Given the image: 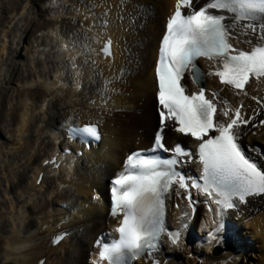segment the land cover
I'll return each instance as SVG.
<instances>
[{"label": "bare ground", "instance_id": "bare-ground-1", "mask_svg": "<svg viewBox=\"0 0 264 264\" xmlns=\"http://www.w3.org/2000/svg\"><path fill=\"white\" fill-rule=\"evenodd\" d=\"M40 3L54 6L45 10L53 21L42 24L30 22L31 28L27 26L23 32L25 36L20 35L17 40L26 38L31 31H42V35L34 40L35 48L51 45L59 53L51 67V76L35 70L15 80L28 88L15 90L17 104L9 114V125L4 132L10 138L9 144H6L7 151L11 157L21 160L22 171L8 173L10 183L0 194L5 198L15 193L19 195L11 201L7 200L10 203L3 200L0 204V211L3 210L0 221L3 220L4 225L3 233L0 231V262L39 264L43 259V264H88V258L92 261L97 257L92 246L94 240L106 232L107 227L112 229L119 222L118 218L107 217V180L121 170L129 152L149 147L158 125L154 62L159 38L174 10L175 0H10L8 7L17 17L0 19L1 64L17 37L13 32L17 21H27L30 7ZM56 21H59V26ZM244 31L238 25L235 34H239V39L232 43L241 49H248L250 45L244 41L252 37H245ZM109 40L112 57L103 59L98 49ZM126 45L132 53L129 60L122 51ZM32 49L31 44L24 54L27 58L29 54L26 65L34 63L32 66L38 69L40 64L38 60L35 62L36 51ZM67 62L70 70L66 68ZM135 64H140L139 68L136 65V70L125 80L126 68ZM197 64L205 74L207 96L211 92L217 93L218 109L223 108L225 102L233 109L242 104V115L252 117L249 125L242 126L240 143L246 153H251L259 164L264 165V126L259 125V121L264 119V108L252 99L255 96L264 103V79L257 81L251 78L245 86L248 93L245 96L230 86L221 85L217 77L207 75L210 70H215L213 62L199 60ZM90 75L99 77L98 82L88 84ZM40 78L44 88H34V83L37 85ZM185 83L188 90H198L190 79L186 78ZM66 88L70 90L63 92ZM79 88L82 89L78 92ZM4 91L5 88L0 95ZM33 92L38 93L35 98ZM47 96L52 99L51 104L46 103ZM56 107H60V112L62 110L60 116L47 119L44 109L52 112ZM67 107L77 108L83 113L71 118L65 114ZM69 124H98L101 142L89 150L80 149L65 136L64 130ZM252 124L257 127L253 128ZM0 132H3L2 129ZM165 134L166 143L171 146L190 140L175 134L169 127ZM47 135L51 137L50 142ZM69 148L71 154L62 155ZM79 149L82 156L78 158L76 151ZM52 158H56L55 163L44 165ZM193 166L189 167L193 169ZM40 176L42 178L38 183ZM48 179L51 180L48 182ZM63 190L66 192L62 193ZM178 191L173 188L170 195L172 201L167 198L166 222L172 232H179L180 241L178 245H172L167 236L162 237L156 254L160 264H264V197H251L246 205L241 206L239 213L229 211L224 217L216 218V206L205 196L193 193L194 198L207 205L199 203L198 211L190 221V211L183 200L184 192L179 191L178 195ZM173 203L178 204V209L173 207ZM184 213L188 215L182 220L180 216ZM25 214L29 217L36 215L38 222L32 220L35 219L33 217L28 219ZM222 220L229 225L217 234V240L221 234L224 235L218 243L212 239L210 231ZM184 223H188L187 229L183 228ZM77 228L89 239V246L74 243L73 229ZM61 233L68 236L58 245H52L53 238ZM243 233L253 239L249 240L251 248L258 241L259 246L253 247L260 251L258 262L246 261L245 258L240 263V258L249 256L244 254L247 247L244 238L238 236ZM194 246L197 258L191 253ZM219 246H224L231 254L214 255L219 252ZM173 249V254L181 259L177 260L170 254ZM148 261L146 263L142 258L132 264H151L150 259Z\"/></svg>", "mask_w": 264, "mask_h": 264}, {"label": "snow or ice", "instance_id": "snow-or-ice-1", "mask_svg": "<svg viewBox=\"0 0 264 264\" xmlns=\"http://www.w3.org/2000/svg\"><path fill=\"white\" fill-rule=\"evenodd\" d=\"M238 25L245 30V37H252L244 41L250 45L248 49L232 43L239 39V34H235ZM110 44L109 40L102 48L105 55L111 54ZM199 58L216 62L215 70H210L208 76L217 77L221 85L247 96L245 85L250 78L264 79V0H175L155 62L160 130L155 133L151 149L171 155L161 158L132 152L126 156L123 170L111 180L110 188V214L120 217L114 229L118 239L111 243L97 241L99 250L91 264H128L130 259L152 255L165 232V195L173 185L185 193L191 188L205 196L216 206V218L228 210L239 213L249 197H264V165L242 150L240 143L242 126L249 125L252 117L242 115V104L233 109L225 102L218 109L216 92L206 96ZM186 78L198 90H188ZM252 99L264 108L255 96ZM168 122L176 133L191 138L194 152L185 150L182 143L165 146L162 130L169 126ZM259 125L264 126V119ZM67 134L69 139L89 147L101 139L94 124L69 127ZM188 162L197 163L198 179L180 171ZM184 199L192 198L185 195ZM225 227L219 221L210 232L212 239L217 240V234ZM168 239L178 245L179 232L169 231ZM222 240L221 234L217 242ZM53 243H58V239Z\"/></svg>", "mask_w": 264, "mask_h": 264}, {"label": "rangeland", "instance_id": "rangeland-1", "mask_svg": "<svg viewBox=\"0 0 264 264\" xmlns=\"http://www.w3.org/2000/svg\"><path fill=\"white\" fill-rule=\"evenodd\" d=\"M9 1L10 0H0V19H1V21H3L4 17L12 18L14 16V14H15V13L12 12V9L8 7V2ZM60 1H62V0H60ZM50 6L52 8H54V6H52V5H49V4H45L44 5L42 3L38 4V6H34V7L31 6L30 9H29L30 15L27 16V18H29V19L27 21H24L23 19H21L22 21L21 20L17 21L16 26H15L16 30L13 29V32L15 34H17V37L15 38V41L13 42V45H11V48H10L8 54L5 55V59L2 60L3 63L2 64L0 63V92H1V90L3 91L4 88H5V91H4L5 93L3 95H0V129H2V131H3V132H0V194L3 193V190L6 188V185H8L10 183V181H9L10 180V176H8L10 174V172L12 171V172L15 173L16 171H19L22 168L20 166V164L22 163L21 160L19 158L11 157L9 155V152L7 151L8 147H6V144L7 145L9 144V139L10 138H9V135L4 132V130L6 131L7 125H9V122L7 121L9 119V114L11 113L13 107H15V105L17 104V96H16L15 90L16 89L25 90V89L28 88L26 86H22L21 82H16L15 80H16V78L21 77L23 74H26V73H29V72L32 73L35 70L39 71L40 73L48 74V76L49 75L51 76L52 75L51 67H52V65L55 64L56 59H57L56 55H57V53H59V51L54 49L51 45H47V46L43 45L41 47H38V48L36 47L35 48L36 43H34V40H35L36 36L40 37L42 35V33H41L42 31L37 32V33H34L33 31H31V33L28 34V36L26 38L23 39V37H22L21 40L19 39L20 40V44H19L20 46L17 45V42L19 41L17 39H18V37L20 35L21 36H25V33H23V32L25 31L27 26H28V29L31 28V24H29L30 22H36V23L42 24V23H45V22L53 21V19L50 16L45 14V12H46L45 10L50 9ZM62 6H63V3H62ZM65 7H67V6L65 5ZM14 17L16 18L17 16L15 15ZM66 21H68L70 23V20L67 19V18H66ZM56 22L58 23V26H59V21H56ZM12 27H10L9 29H12ZM40 41H41V39L39 40V42ZM31 44L33 45V49L32 50L37 52V53L35 52V56L34 57L36 58L35 62H37V60L39 61V62H37L38 64H40L38 66L39 67L38 69L35 68L34 66H32V65H34V63H32L31 65H26V64H28L27 61H28V58H29V54H28V58L26 56H24V54L27 52L26 49L31 47ZM126 47H127V45L125 47H123L124 49L122 51H123L124 56H126V55L128 56V57L126 56V58H127V60H129V56H131L132 53H131V50L129 48L127 49ZM19 54H20V56H19ZM66 64H67L66 68L68 70H70L68 62ZM136 65L137 64L132 65V66L130 65L129 67H127L128 65L126 66L127 67L126 68L127 71H125V80H126V76L129 78V76H131L133 74V72L136 70L135 69ZM139 65H137V68H139ZM123 67H125V66H123ZM89 78H87V83L88 84H91V83L95 84V82L97 83L98 79H99V77H96V76H93V75H90ZM92 79H93V81H92ZM35 85H36V83H34V88H36L37 86L40 87V88H44L43 79L40 78V81H38L36 86ZM132 89H133V87H132ZM66 90L69 91L70 89L66 88L65 90H63V92L66 91ZM57 91H59V90H57ZM52 92H53V90H52ZM6 93H8V94H6ZM86 93H87L86 96H88L89 92L87 91ZM37 94L38 93H36V92L32 93L34 98H35V96ZM10 100H11V102H8ZM46 100H47L46 101L47 104H51V100L52 99L49 96L46 97ZM90 100H91V98H90ZM54 102L55 101H53V103ZM57 105H58V103H57ZM54 109H52V112H50L47 109H44L45 110L44 116L47 119H50L49 117H51L53 119L58 118L60 116L62 110L60 112V107H56ZM76 109L77 108H74V109L71 108L70 109L69 107H67L65 109L66 111L65 110L64 111L66 112L65 114L67 116L73 118V117L80 116L79 113H81V114L83 113L82 110L77 109V111H76ZM139 113H140V111H139ZM57 121H59V120H57ZM72 122L73 123H77L76 120H73ZM49 140L51 141L50 135L47 137V141L48 142H50ZM19 160H20L21 163L19 162ZM18 166H20V168ZM8 169H10V170H8ZM6 170L8 172H6ZM21 171L22 170H20L19 173H21ZM19 173H18V175H19ZM50 180L51 179H48V182ZM65 192H64V190L62 191V193H65ZM13 197L18 198L19 195L18 194L16 195V193H15V194H13L11 196H8L6 198L1 195L0 204L3 202V200H4L5 203H10L8 201L9 200L10 201L13 200ZM58 211H59V208H58ZM0 213H1L0 216L2 217L3 216V210H1ZM25 215H26V217H28V219H30V218L32 219V217L33 218L36 217V215L35 216H30V217H29L28 214H25ZM32 220H34V221L37 220V222H38V219H36V218L32 219ZM2 221L3 220L0 221V231L3 233V231H4V227L3 226L4 225H3ZM242 231H243V229H242ZM73 234H74V243H77V242L78 243H83L86 247L89 246V243L91 244L89 239H86L85 236H83L84 234H82L81 230H78V228L77 229H73ZM25 235H27V234H25ZM238 236L240 238H242V237L244 238L243 239L244 241L243 240L242 241L245 242L244 245L247 246L246 247L247 251L245 250L244 254L246 253L247 255H249V256H246V257L243 256L244 259H242L243 257L240 258V263L243 262V260L245 261V258H246V261L248 259V261L251 260L252 262H258V257L260 255V251L253 248L255 246H259L258 241L254 242L255 244L251 248V245H250L249 242L251 240H253V239L249 235H247V234L245 235V233H243L242 236L241 235H238ZM254 240H256V239H254ZM218 248H219V252L214 254V255H216V256L227 255L228 256V254H229V250L228 249H226L224 246H219ZM195 250H196V247L194 246L193 247V251L191 253L192 254H196ZM173 251H174V249L170 252V254L174 255ZM230 254H231V252H230ZM251 255H252V257H251ZM197 256H198V254L195 255V258H197ZM174 257L177 260L181 259V258H178V255H174ZM227 262H230V260H227ZM0 264H2V263L0 262Z\"/></svg>", "mask_w": 264, "mask_h": 264}]
</instances>
